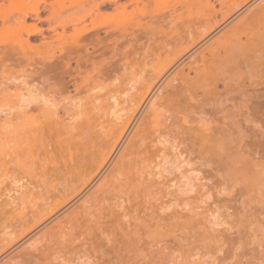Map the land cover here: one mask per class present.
Here are the masks:
<instances>
[{
  "label": "bare ground",
  "instance_id": "6f19581e",
  "mask_svg": "<svg viewBox=\"0 0 264 264\" xmlns=\"http://www.w3.org/2000/svg\"><path fill=\"white\" fill-rule=\"evenodd\" d=\"M8 1L0 3V264H155L172 258L175 245L186 240L190 215L202 210L207 148L215 173L225 160L220 149L233 152L237 135L250 136V106L264 117V0L219 8L200 0L204 19L176 40L165 64L139 78L143 88L120 107L123 114L103 85L127 70L123 48L130 46V60L140 65L138 51L152 26L173 20L183 2L150 13L142 29L109 44L125 46L109 48V54L104 43L110 35L101 36L92 17L106 0ZM37 33L42 38L31 42ZM55 39L65 41L53 49ZM199 61L208 65L200 69ZM172 95L181 101L175 109ZM89 113L112 122L105 143L95 152L84 148L89 153L74 156L75 163L55 159L46 166L47 154L55 157L74 144L73 131L92 130L79 119ZM60 130L70 135L47 141V133ZM186 167L197 172L193 201L182 180Z\"/></svg>",
  "mask_w": 264,
  "mask_h": 264
},
{
  "label": "rangeland",
  "instance_id": "374dc122",
  "mask_svg": "<svg viewBox=\"0 0 264 264\" xmlns=\"http://www.w3.org/2000/svg\"><path fill=\"white\" fill-rule=\"evenodd\" d=\"M2 1L9 4L8 0H0V3ZM13 1L29 5L33 3L32 0ZM67 1L65 2L66 5L69 3ZM199 1L200 0H106L103 5H99L100 11L98 15L96 11V14L92 17L95 18L94 25L101 28V36L110 35L104 43L108 51L109 48L112 50L114 47H109L113 45L112 43L114 40L119 38L122 39L133 30L142 29V26L147 24L151 18V16L149 17L150 13L154 14V11L166 10L172 7L174 3H176L174 4L176 6L183 2V9L180 10L177 15H174L175 17H172L174 19L167 22L168 24L158 23L152 26V33L150 32L147 35L149 39H147L145 45L138 51V53L140 52V58L138 59L141 60L143 58L141 61L139 60L141 62L140 65L135 64L134 59L130 60V58H133L132 54L134 55V51L132 48L128 50L130 46L126 44L129 47L123 48V50H126L125 54L129 56V61L127 60L129 64L127 65L128 67L125 68L127 70L122 71L123 75L118 76L119 79L118 77H113L111 81H105V85L102 84L107 87L105 88L106 90L115 93L118 98V114L124 113H121V108L127 105L125 103L129 102H126L128 99L130 100L132 98H129L130 95L132 94L131 96L134 97L136 96L134 95L135 92L139 93L142 90L143 83L141 79L145 76V79L149 78L148 74L151 75L154 70L165 64L173 56L175 50L173 46L179 41V37L185 35V38H187L189 35H186V32L189 31L187 32V34H189L193 30V27L204 19L200 4L201 1ZM212 1L216 7L219 8L220 3L226 7L236 0ZM44 12L45 10L42 11L45 17L48 15V11ZM98 16L101 17L98 18ZM187 28H190L191 31L190 29L187 30ZM68 29V32H70L72 27ZM44 34L51 35L52 33L50 31H44ZM41 38L42 35L37 33L31 36L30 40L31 42H38ZM55 40L52 44L53 49H57L60 42L65 41L64 39H61V41ZM107 40L108 44L106 43ZM116 44L117 43H115V46ZM120 44L124 43L121 41ZM118 47L117 49L114 47V52L125 46L120 47L119 45ZM123 50H121L120 53L124 54ZM46 53L49 52L46 50ZM109 54H111V52ZM139 55L137 54L136 57H139ZM132 61L135 65L130 64ZM196 65L198 67L200 65L201 68H199L203 69L208 63L205 62V64H203L199 61L196 62ZM99 67L100 65L97 64L91 68L88 78L90 83L96 79ZM190 75H193L192 72H190ZM140 80L141 82L139 84ZM125 84L131 85L124 86ZM126 87L132 89L125 92L123 90H125ZM138 89L141 90L139 91ZM168 90L171 91L168 92V94H177L173 89ZM169 98H171V101H169L170 106H172L170 107L171 109H175L177 104L181 103L178 95H172L169 96ZM97 103L95 110L101 106L99 102ZM256 111V107L250 106V112L254 114L252 117L250 115V136L242 137L241 135H237L239 146H237V149L233 152H228L225 148L220 149L219 155L223 157L222 160H225H223L224 162L221 161L222 166H219L220 169H218V173H214V171L211 170L210 162L208 163L209 156L206 157L209 153V149L207 148V153L205 154V160H207V162L205 161L202 171L204 176L202 180V191L204 196L203 202L201 203L202 210L199 211L201 212V216L198 214L193 216L194 219H192L193 217L190 215L191 221L189 220V222H191V224H189L188 234H186V240H184L186 242L183 241L181 245H175L174 248L176 249L173 248L172 250L174 251V254H171L172 258L168 260H158L155 264H164V262L165 264H264V117H261ZM79 119L81 125L88 124L92 127V130L83 135L73 131L71 135H74V137L78 134L74 144L63 146L55 157L47 154L44 159L46 166H51L55 159L62 164L75 163L77 157L75 158L74 156H79L80 153H82V155L89 153L88 149V152L84 153L85 149L88 147L92 152H95V149L105 143L110 136L112 122L97 121L94 115L90 113ZM115 121L118 122L119 120ZM204 126L206 129H209L212 125L207 123L204 124ZM58 132L47 133V141L63 140L66 136L70 135V133H66L62 130ZM82 136H84V138H82ZM87 144L89 146H87ZM79 150L82 151L79 152ZM226 155L227 157H225ZM81 157L80 155V158ZM230 157L231 159H229ZM78 161L81 162V159ZM168 165L169 164H166L165 167L169 168ZM174 169L175 168L172 167V170H169L177 174L178 171ZM195 172V169L186 167L185 174L187 175H185V178L188 176V180L185 178L182 179L183 181L189 182V188L190 190L192 189L188 193L191 201H193V195H195L196 189L192 185L196 182L194 180L197 172ZM61 177L63 178V176ZM191 181L192 183H190ZM192 220L195 221V224Z\"/></svg>",
  "mask_w": 264,
  "mask_h": 264
}]
</instances>
